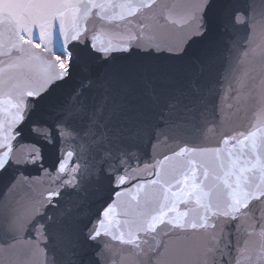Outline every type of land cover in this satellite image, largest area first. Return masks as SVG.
<instances>
[{
    "label": "water",
    "instance_id": "obj_1",
    "mask_svg": "<svg viewBox=\"0 0 264 264\" xmlns=\"http://www.w3.org/2000/svg\"><path fill=\"white\" fill-rule=\"evenodd\" d=\"M0 264H264V0H0Z\"/></svg>",
    "mask_w": 264,
    "mask_h": 264
}]
</instances>
